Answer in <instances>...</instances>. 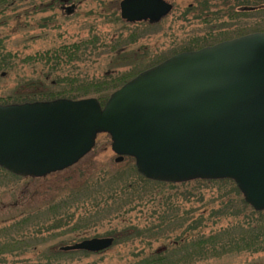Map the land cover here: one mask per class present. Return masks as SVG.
Here are the masks:
<instances>
[{"label":"water","instance_id":"water-1","mask_svg":"<svg viewBox=\"0 0 264 264\" xmlns=\"http://www.w3.org/2000/svg\"><path fill=\"white\" fill-rule=\"evenodd\" d=\"M165 0H121L129 24L158 23ZM107 134L115 162L134 159L147 180H231L246 204L264 211V33L183 52L139 73L110 95L0 105V168L42 178L66 170ZM113 238L63 252L99 253Z\"/></svg>","mask_w":264,"mask_h":264},{"label":"rangeland","instance_id":"rangeland-1","mask_svg":"<svg viewBox=\"0 0 264 264\" xmlns=\"http://www.w3.org/2000/svg\"><path fill=\"white\" fill-rule=\"evenodd\" d=\"M120 1H0V39L4 40L6 51L20 59L61 45L97 37L102 46L96 44L90 48L91 57L84 65H80V68L88 76L99 79L111 70H116L114 74L129 70L137 73L174 54L188 51L186 48L194 50L201 45H213L242 35L264 32V0H167L173 6L172 11L158 24L146 28L127 24L120 18ZM68 8L72 10L67 11ZM231 13L238 16L234 15L235 19L230 20L228 17ZM195 16L198 19H195ZM134 33L141 34V37L127 48H123V42ZM110 43L124 50L121 51L122 56L129 59L128 63L115 62L113 57L106 53V46ZM14 70L7 74L0 72L2 98L13 94L21 78H33L31 67L18 64ZM51 89L58 90L59 87ZM110 144L109 136H97L93 149L79 162L44 178H18L0 169V222L12 219L5 224L0 223V232L6 230L7 235L11 236L24 234L17 242L25 251L14 258L5 257L6 262L47 264L44 258L55 254L61 245H70L84 239L103 238L106 233L118 238V244L99 255L69 254L66 257L72 260L61 261V264H123L132 261L133 254L137 252L147 255L151 251L166 249L167 241L163 240L150 243L141 240L132 243L120 241L123 239V231L129 225L147 229L154 205L146 204V200L132 211L127 209L126 222H121L113 216L88 227H83L82 216L87 215L81 210L56 213L44 211V207L67 197L71 191L87 182L101 179L108 174H130L131 168H134L133 159L125 157L121 162H115L116 155L111 151ZM200 185L198 192L201 201H196L193 196L188 195L186 201L178 197L174 202L180 210L194 209L197 210V216L203 214L205 218L211 209L217 208V205L207 204L232 188L229 183ZM193 186H161L160 193L164 194L163 197L170 195L171 189L188 193ZM159 198L157 194L155 200ZM247 214L250 212L247 211ZM240 221H244V218L215 219L213 224H209L203 231L207 235L211 230L230 228L238 225ZM263 225L264 214H254L252 227ZM34 245H37L38 250L35 254L31 251ZM193 264H264V254L242 252Z\"/></svg>","mask_w":264,"mask_h":264},{"label":"trees","instance_id":"trees-1","mask_svg":"<svg viewBox=\"0 0 264 264\" xmlns=\"http://www.w3.org/2000/svg\"><path fill=\"white\" fill-rule=\"evenodd\" d=\"M231 14L228 17L230 20H234L235 16H238ZM197 16L199 17L200 14ZM194 18L198 19L196 16ZM151 26L147 23L136 24L138 28ZM138 37H141V34H131L123 42V48H127L128 45L134 43ZM3 41L0 39V72L5 74L14 72V69L19 64L33 68V78H21L19 86L14 90L13 94L6 98L0 97V104L2 105L48 101L57 98L77 100L88 97L96 98L103 105L112 92L119 89L138 73L129 70L114 74L116 70H111L104 73L99 79L88 76L80 68V65H84L91 57L90 48L96 44L102 46V43L98 42L97 37H92L91 40L61 45L20 59L18 56L6 51ZM108 45L106 46L108 47L106 53L110 54L115 62H129L127 57L122 56L123 53L121 51L124 50L111 43ZM202 46L206 45H201L200 47ZM200 47H195V49ZM185 50L192 49L186 48ZM54 87H59V89H51ZM213 183L222 185L229 183L232 190H228L223 196L218 195L215 201L212 200L207 204L217 205V208L211 209L205 218L203 214L197 216V210L194 209L180 210L176 202H174V199L178 197H182L186 201L188 195L193 196L196 201H201L202 198L198 192V188H201L200 184L207 186ZM188 184L194 185L188 193L176 192L173 189H171L172 193L165 197H163L164 194L160 193L161 186L167 185L171 188H176ZM155 194L160 196L158 200H155ZM238 198L240 199L238 200ZM143 201L146 204L154 205L149 217L150 224L145 230L129 225L123 231V239L120 241L132 243L141 240L150 243L155 240H163L167 241L166 249L162 251L156 250V252L151 251L147 255L137 252L133 254L134 258L132 261L124 262L123 264H193L242 252L264 254V225L263 227H252L254 214L260 215L264 214V212L252 210L244 202L241 194L230 180H195L181 184H163L148 181L140 176L135 168H131L130 174L129 172L108 174L101 179L87 182L71 191L67 197L44 207V211L56 213L58 211L73 210L76 212L81 210L87 215L82 216L83 227H88L93 223L101 222L113 216L115 219H120L121 222H126L127 209L132 211L135 207L140 206ZM247 211L250 212L249 215ZM220 218L235 220L244 218V221H240L238 225L236 224L230 228L211 230L206 235L203 231L205 227L209 224L212 225L213 220ZM10 220L12 219L10 218L0 223L5 224ZM15 228L18 227L15 226ZM76 236L78 237V235ZM21 237H24L23 233L11 236L10 234L7 235L6 230L0 232V264H9L6 262L5 257L14 258L25 251L21 249L17 242ZM106 237H111V234L106 233ZM118 241V238H114L113 246L118 244ZM64 246L67 245H61L55 254L44 258L47 264H55V262H60L61 264V261L72 260L66 257L69 254H92L79 251L63 252L60 248ZM108 250L94 255L103 254ZM31 251L34 254L37 253V245H34ZM12 264L30 263L16 261Z\"/></svg>","mask_w":264,"mask_h":264},{"label":"flooded vegetation","instance_id":"flooded-vegetation-1","mask_svg":"<svg viewBox=\"0 0 264 264\" xmlns=\"http://www.w3.org/2000/svg\"><path fill=\"white\" fill-rule=\"evenodd\" d=\"M70 10H72V9H70V8L67 9V11H70ZM73 11H74V10H73Z\"/></svg>","mask_w":264,"mask_h":264}]
</instances>
